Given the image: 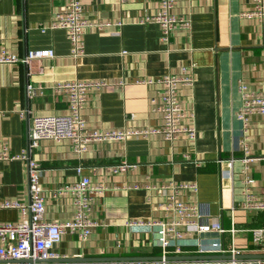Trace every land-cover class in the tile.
<instances>
[{"label": "crops", "instance_id": "obj_1", "mask_svg": "<svg viewBox=\"0 0 264 264\" xmlns=\"http://www.w3.org/2000/svg\"><path fill=\"white\" fill-rule=\"evenodd\" d=\"M160 1L82 0L91 21L113 25L87 29L84 53L75 56L64 29L40 27L65 9L66 0H0V40L9 51L20 56L36 49L55 53L34 61L32 72L23 63L0 64V143H8L14 153L28 144L31 116L69 112L68 95L55 91L56 83L109 81L89 91L83 110L89 131L106 132L161 127V86L149 79L185 73L194 79L180 86L179 100L186 112L184 124L197 129L195 140L184 133L175 141L162 133L134 134L93 140L82 154L69 140L40 143L35 157L43 168L45 220L64 223L73 218L72 197L61 190L82 177L107 186L93 207L99 225L86 241L75 233L63 234L53 264L87 263L59 258L162 256L156 227L132 223L161 217L160 203L175 191L146 185L171 183H196L197 192L180 190L177 199L208 204L210 219L236 230L202 233L207 240L223 239L227 252L193 249L182 255L205 258L186 260L189 264L231 260L232 248L240 251L238 259L264 255V239L255 243L251 234V229L264 227V209L241 207L247 192L264 200V115H252L247 127L237 115L241 83L264 90V24L242 16L252 0H177L174 12L190 18L192 28L174 30L164 40L159 24L149 20L159 12ZM29 83L42 89L29 95ZM244 140L250 149L248 162ZM124 162L131 165L127 171H112ZM247 177L254 179L248 190ZM7 199L30 202L25 161H0V202ZM21 217L17 208H0V223ZM179 261L170 259L169 264Z\"/></svg>", "mask_w": 264, "mask_h": 264}, {"label": "built area", "instance_id": "obj_2", "mask_svg": "<svg viewBox=\"0 0 264 264\" xmlns=\"http://www.w3.org/2000/svg\"><path fill=\"white\" fill-rule=\"evenodd\" d=\"M177 0H161L159 12L149 20L159 24L167 40L174 30H191L192 20L179 16L174 12ZM243 17L254 18L264 24V0H252V8L242 13ZM116 24H120L116 23ZM113 25L111 22H93L84 10L82 0H66V7L55 15L54 20L48 25H40L42 30L64 29L72 44V54L80 56L85 50L84 34L87 29H103ZM55 55L52 49L29 50L20 56L7 49L0 40V64L23 63L34 69V61H40L46 57ZM41 69V66H38ZM187 71L186 68H184ZM148 83L161 86V107L163 123L159 128L151 129H118L106 132L89 131L87 120L83 110L88 102L89 91L93 88L108 86L111 83L105 80L99 81H69L56 83L55 91L65 92L68 95L69 112L64 115H34L30 118L28 130V144L20 152L14 153L8 143H0V161L21 160L27 163L28 185L30 190V202L7 199L0 202V208H17L22 217L17 222L0 223V264H53V259L58 255L55 246L61 241L66 232L75 233L80 239L86 241L93 233V229L99 225V221L93 216V207L97 197L105 193L107 186L102 183H93L87 176L78 182L70 184L62 189L72 197L74 215L72 219L64 223L45 220V200L41 185L43 168L35 157L40 143L44 140L63 141L69 140L73 150L82 154L88 149L89 142L103 139H125L129 135H148L162 133L166 140L175 141L181 134H186L190 140L197 138V129L194 125L186 126V115L179 100V88L182 84H193L194 79L185 73L184 75H167L160 79H149ZM42 89L29 83L27 90L29 95H35ZM242 106L237 115L247 127L252 115H264V90H253L246 83L240 84ZM156 99L152 97L154 102ZM246 154L245 161H249V146L243 141ZM131 165L128 162L112 167L114 173L125 172ZM81 168L79 167V170ZM254 179L247 177L245 180L247 190L253 184ZM137 187V186H136ZM147 189L165 191L172 188L174 195L160 203L162 215L160 218L148 222L132 223L136 225L155 226L156 240L162 248V260H116L87 262L86 264H169L167 257L170 253L182 255L195 249L198 253H226L227 249L223 239H205L202 233L217 231L221 234L235 229H225L218 219H210L211 214L208 204L192 203L177 199L176 194L180 190L198 191L196 183H178L168 185H146ZM244 209H264V200L247 192L246 199L241 205ZM252 239L259 243L264 239V227L251 229ZM230 252L234 258L231 260H216L207 264H264V258L238 259V249L232 248ZM178 264H189L186 260H180Z\"/></svg>", "mask_w": 264, "mask_h": 264}, {"label": "water", "instance_id": "obj_3", "mask_svg": "<svg viewBox=\"0 0 264 264\" xmlns=\"http://www.w3.org/2000/svg\"><path fill=\"white\" fill-rule=\"evenodd\" d=\"M254 258H264V255H253ZM205 258L202 255H179L177 257H167V260H189V259H199ZM214 258H217L214 256ZM62 262H98V261H116V260H162V256L152 257V256H137V257H75V258H59ZM54 261V260H53Z\"/></svg>", "mask_w": 264, "mask_h": 264}]
</instances>
